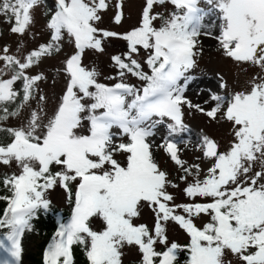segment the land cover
I'll return each instance as SVG.
<instances>
[{"label": "snow or ice", "instance_id": "obj_1", "mask_svg": "<svg viewBox=\"0 0 264 264\" xmlns=\"http://www.w3.org/2000/svg\"><path fill=\"white\" fill-rule=\"evenodd\" d=\"M42 2L0 0V18L23 36ZM111 2L54 0L48 42L22 58L7 45L0 48V122L29 109L20 127L0 124V166L16 169L0 175V264H21L22 237L42 213L53 211L48 193L56 188L66 193L71 214L57 216L43 264H75L74 246L88 264H123L129 247L137 248L139 264H180L182 253L183 264H232L228 253L239 264H264V0H203L207 7L201 0H145L138 25L124 33L97 27ZM122 3L114 5L117 25ZM169 5L167 14L155 10ZM202 37L214 39L217 51L237 65L259 69L244 91L208 89L203 103L214 102L210 109L186 95L197 79L192 71L203 55ZM111 38L125 41L127 51L111 57L117 71L105 79L116 82L107 84L83 57L86 50L104 52ZM65 43L75 51L57 70L65 86L49 115L40 88L48 77L30 70ZM129 75L139 86L126 82ZM185 109L231 124L224 151L214 139L198 138L196 161L206 168L181 158L180 145L190 142L181 138L190 131ZM161 127L166 135L156 144ZM158 149L180 169L183 193L192 202L175 203L169 188L179 185L159 166ZM145 207L154 215L151 228L136 222ZM170 222L186 233V244L169 241Z\"/></svg>", "mask_w": 264, "mask_h": 264}, {"label": "rangeland", "instance_id": "obj_2", "mask_svg": "<svg viewBox=\"0 0 264 264\" xmlns=\"http://www.w3.org/2000/svg\"><path fill=\"white\" fill-rule=\"evenodd\" d=\"M116 3L117 0H112L109 9L101 13L102 20L98 23L97 27L115 31L117 33H124L137 26L141 18L142 9L145 6V0H123V20L119 25L113 22L114 15L117 12V9L114 6ZM201 7H207L203 4V0H201ZM54 10V0H43L41 5L33 10L34 23L30 27V30L23 36L11 33V25L5 23L3 18H0V48L7 45L10 49V54L19 55L22 58L30 50H34L40 44L48 42L50 40V30L47 29L46 22L49 19L51 12ZM155 10L167 14V11L171 10V6L169 5L167 9L158 7ZM205 21L206 23H209L210 19L206 18ZM157 24H159V22H157ZM202 42L204 47L203 55L199 58L197 67L192 71V75L196 76L197 79L189 85L186 95L193 101V103H199L206 109H210L214 106V102L208 104L203 103L209 98L208 89L221 95H230L233 92L244 91L250 87L248 81L259 71V69L248 65H237L231 59L225 58L219 51H217V42L214 39L202 37ZM18 47L20 48V52H17ZM104 48L105 50L102 53L95 50H86L83 62L89 67H96L101 74V82L113 84L116 82L115 80L105 79L107 76L115 75L117 71L112 64L111 57L127 51L126 42L122 39L111 38L105 42ZM74 51L75 49L71 45L65 43L64 48L60 53L43 60L38 67H33L30 70V74L43 72L48 77L46 82L40 83V88L48 97L46 110L49 115H51L55 109L58 98L65 86V78L62 73H59L57 70L63 67V61ZM143 58L144 54L142 52L140 57L141 62L143 61ZM2 64L3 62L0 61V65ZM219 77H222L223 81L226 82L227 88L220 87L221 80ZM53 81H55V83H53ZM126 82L139 86V81L131 75L127 77ZM16 87L19 88L20 85L17 84ZM201 89H203L202 92ZM30 104L32 108L36 107L35 100L31 101ZM14 107L15 105L9 106L10 110ZM28 113L29 109L26 107L21 116L9 117L6 121L0 122V124H2L3 127H20L21 124L27 122L26 117L28 116ZM184 122L189 127L190 131L182 133L181 138L190 142L187 146L184 144L180 145L183 149L181 158L186 160L189 164L199 162L202 167L206 168V165L203 162L196 161V157L201 155V153L196 150V143L199 137L206 135L214 139L220 144L221 151H224L229 147L230 141L232 140L230 123L224 120H220L219 122L213 121L201 112L195 110L189 111L187 109H185ZM4 135L5 134L0 133V136ZM164 135H166V130L161 127L158 130L156 137L153 138L155 143L160 144L161 137ZM154 155L161 169L169 173V179L179 185L178 188H169V191L175 197V203L180 204L192 202L183 193L186 183L179 179L182 174L180 169L171 161L163 149L156 150ZM11 171H16L15 165L11 168L0 166V175ZM192 179V177H189L188 182H192ZM48 198L52 202V207L63 208L68 205L66 202V193L61 188H56L55 190L50 191L48 193ZM204 219L206 220L207 218L205 217ZM136 222L145 223L151 228L154 225V215L147 207H145L141 217ZM203 222L204 221L202 220H197L198 224H202ZM33 223L34 230L30 233L26 232L22 237L23 253L21 264H38L37 259L39 253L47 241V229L49 224H51L49 216L45 217V214L42 213ZM94 227H99L98 221ZM167 235L170 242H180L187 239L186 233L177 224L171 222L167 226ZM124 252L125 254L122 257V260L134 259L140 256L136 247L126 248ZM225 259L231 260L232 264H239L236 258L230 253L227 254Z\"/></svg>", "mask_w": 264, "mask_h": 264}, {"label": "trees", "instance_id": "obj_3", "mask_svg": "<svg viewBox=\"0 0 264 264\" xmlns=\"http://www.w3.org/2000/svg\"><path fill=\"white\" fill-rule=\"evenodd\" d=\"M146 71H148L147 66H146ZM4 207L3 203H0V209ZM71 210V206L68 204L66 207H61V208H56L53 207V211L48 212L45 214V217L49 216V220H51V224H49L48 229H47V241L43 245L41 252L39 253V257L37 259L38 264H43V253L47 247V244L50 242L51 237L53 236L54 232L56 231L57 228V216H63L65 217ZM50 214V215H49ZM35 221V220H34ZM188 242V237L186 240L178 242L181 245H184ZM159 247V246H158ZM74 257H75V264H88L86 257L84 253L79 249V247L74 246ZM140 256L134 259H127V260H122L123 264H139L140 261ZM185 258V254H181L180 256V264H183Z\"/></svg>", "mask_w": 264, "mask_h": 264}, {"label": "bare ground", "instance_id": "obj_4", "mask_svg": "<svg viewBox=\"0 0 264 264\" xmlns=\"http://www.w3.org/2000/svg\"><path fill=\"white\" fill-rule=\"evenodd\" d=\"M211 21H209V23H210ZM205 23H206V21H205Z\"/></svg>", "mask_w": 264, "mask_h": 264}]
</instances>
